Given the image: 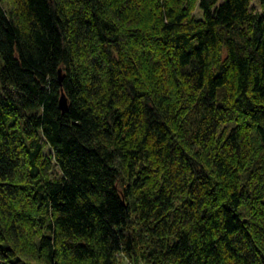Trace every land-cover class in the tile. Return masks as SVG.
<instances>
[{
	"label": "trees",
	"instance_id": "16d2710c",
	"mask_svg": "<svg viewBox=\"0 0 264 264\" xmlns=\"http://www.w3.org/2000/svg\"><path fill=\"white\" fill-rule=\"evenodd\" d=\"M252 1L0 0V264H264Z\"/></svg>",
	"mask_w": 264,
	"mask_h": 264
},
{
	"label": "water",
	"instance_id": "95a60500",
	"mask_svg": "<svg viewBox=\"0 0 264 264\" xmlns=\"http://www.w3.org/2000/svg\"><path fill=\"white\" fill-rule=\"evenodd\" d=\"M59 75H60V73H59ZM59 80H61V77H59ZM59 107H60L61 111L66 110L67 105H66V100H65L64 96H61L59 99Z\"/></svg>",
	"mask_w": 264,
	"mask_h": 264
},
{
	"label": "rangeland",
	"instance_id": "374dc122",
	"mask_svg": "<svg viewBox=\"0 0 264 264\" xmlns=\"http://www.w3.org/2000/svg\"><path fill=\"white\" fill-rule=\"evenodd\" d=\"M251 7L253 8V9H258V7H257V3H256V1L255 0H253L252 1V3H251ZM49 152V150L48 149H45V153L47 154ZM139 264H145V263H143V262H139Z\"/></svg>",
	"mask_w": 264,
	"mask_h": 264
}]
</instances>
